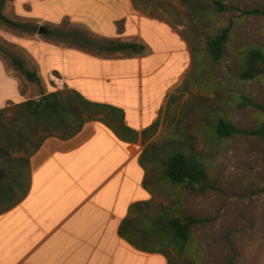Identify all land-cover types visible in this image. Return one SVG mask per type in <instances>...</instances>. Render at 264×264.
Instances as JSON below:
<instances>
[{"label":"crops","instance_id":"obj_1","mask_svg":"<svg viewBox=\"0 0 264 264\" xmlns=\"http://www.w3.org/2000/svg\"><path fill=\"white\" fill-rule=\"evenodd\" d=\"M12 2L19 19L54 28L68 21L95 39L59 32L78 43L34 41L31 56L42 78L52 83L45 94L69 89L91 103L116 108L133 134L132 140H122L99 115L69 139L46 138L28 160L27 193L0 212V264H169L165 254L132 247L119 230L132 205L154 200L141 161L164 133L170 100L192 68L188 40L133 0ZM105 40L144 50L113 51ZM168 40L174 50L167 51ZM175 53L186 64L174 82L163 85L166 75L160 72ZM28 99L0 60V108Z\"/></svg>","mask_w":264,"mask_h":264},{"label":"rangeland","instance_id":"obj_2","mask_svg":"<svg viewBox=\"0 0 264 264\" xmlns=\"http://www.w3.org/2000/svg\"><path fill=\"white\" fill-rule=\"evenodd\" d=\"M12 1L0 3V16L24 28L17 29L0 19V60L16 76L22 95L36 100L41 94L52 91V83L42 78L31 56L34 41L78 43L73 35L60 37L59 32L94 38L68 21L54 28L19 19ZM216 2L223 5V12H218ZM135 4L144 13L168 22L194 48L192 68L170 100L164 133L151 144L145 159L164 144L180 139L187 150L192 148L205 158L209 166L208 186L213 187L201 196H192L182 189L181 195L186 199L184 209L199 223L193 228L190 243L182 255H177L170 247L164 248L170 264H264V155L261 142L246 134L255 129L263 117L256 109L237 106L244 96L264 106V75L249 82H240L236 77L245 46L256 45L264 51V15L246 14L262 10L264 0H135ZM228 25L231 34L227 55L223 61L212 63L205 56V43ZM30 27L35 31L27 30ZM172 44L170 40L165 42L167 51L174 50ZM7 54L22 60L40 82H28L13 67ZM185 64L186 60L175 53L160 72L165 71L166 75L163 85L174 82ZM218 116L232 121L240 133L222 142L211 138V124ZM70 131L32 124L19 127L9 136L0 135V169L13 184L8 198H0V212L21 199L28 189L26 161L42 140L64 137ZM178 134L185 136L181 138ZM146 165L147 181L155 197L149 208L132 213L133 224L139 223L143 212L151 214L154 208H168L175 199L174 189L166 181L155 183L159 178L158 163L149 158Z\"/></svg>","mask_w":264,"mask_h":264},{"label":"trees","instance_id":"obj_3","mask_svg":"<svg viewBox=\"0 0 264 264\" xmlns=\"http://www.w3.org/2000/svg\"><path fill=\"white\" fill-rule=\"evenodd\" d=\"M5 1L1 0L0 3L3 4ZM133 1L135 3V0ZM215 5L218 12H223L224 7L221 3L216 2ZM246 14L264 15V8L262 10L248 11ZM0 19L17 29L22 30L24 28V25L13 23L5 17L0 16ZM27 30L34 32L35 28L30 27ZM230 34L231 26L228 25L217 34L211 36L205 43V56L210 62L219 63L225 59ZM105 42L106 48L113 51H130L133 54H141L144 50V47L139 44L107 40ZM188 42L194 53L193 44L189 40ZM7 55L12 65L20 71L28 82H40V78L36 73L28 69L22 60L16 58L14 55ZM261 75H264L263 49L256 45L245 46L241 52L239 71L236 76L237 80L249 82ZM237 106L239 108L256 109L263 117L259 125L255 129L246 132V134L261 142L264 155V106L256 103L248 96L241 97ZM98 114L105 116V118L100 120L112 127L122 140H132L133 132L124 126L123 113L120 110L110 106L91 103L76 91L69 89L41 94L36 100L28 99L9 107L0 108V135L9 136L19 127L25 125H52L71 130L66 136L58 137L61 140H66L75 136L81 130L84 123L96 120ZM239 133L240 131L236 125L223 116H218L211 124V138L218 142L229 140ZM177 136H181L182 138L185 135L178 134ZM178 140L180 139H175L164 144L163 148L151 153L147 159H145L146 152L152 145H149L144 152L141 163H146L149 161V158L152 162L158 163L159 178L155 183L166 181L171 189H174L173 195L175 199L168 208H154L151 214L143 212L138 224H133L131 219L122 222L119 230L120 236L137 250L167 255L164 248L170 247L177 255H182L186 246L190 243L192 230L199 223V220L187 214V211L184 209L186 199L181 195V191L185 189L192 196H201L208 189L213 188L208 186L209 166L205 158L193 151L192 148L187 150L183 143ZM42 142L34 152L38 150ZM26 166L28 167V161H26ZM145 186H149L148 181L145 182ZM12 190V181L7 178L5 171L0 169V198H8ZM27 190L22 198L27 193ZM21 199L9 208L16 205ZM150 206V203L134 204L130 211L133 213L138 210L147 209ZM154 245H157L159 248L155 249ZM168 260L170 264L169 257Z\"/></svg>","mask_w":264,"mask_h":264},{"label":"water","instance_id":"obj_4","mask_svg":"<svg viewBox=\"0 0 264 264\" xmlns=\"http://www.w3.org/2000/svg\"><path fill=\"white\" fill-rule=\"evenodd\" d=\"M39 33H41V31H39Z\"/></svg>","mask_w":264,"mask_h":264}]
</instances>
